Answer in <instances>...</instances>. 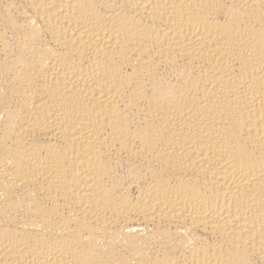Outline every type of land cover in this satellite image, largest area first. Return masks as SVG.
<instances>
[{
    "label": "bare ground",
    "instance_id": "6f19581e",
    "mask_svg": "<svg viewBox=\"0 0 264 264\" xmlns=\"http://www.w3.org/2000/svg\"><path fill=\"white\" fill-rule=\"evenodd\" d=\"M0 264H264V0H0Z\"/></svg>",
    "mask_w": 264,
    "mask_h": 264
}]
</instances>
